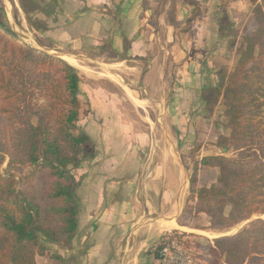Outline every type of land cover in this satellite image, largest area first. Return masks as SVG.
Segmentation results:
<instances>
[{"label":"trees","instance_id":"1","mask_svg":"<svg viewBox=\"0 0 264 264\" xmlns=\"http://www.w3.org/2000/svg\"><path fill=\"white\" fill-rule=\"evenodd\" d=\"M241 1L251 6L254 28L242 35L233 67L202 93L207 104L210 92L214 106L226 105L227 134L215 147L229 155L194 161L183 214L205 215L207 225L192 228L216 232L256 218L213 239L209 264H264V0ZM80 83L76 67L19 44L0 15V264H37L47 253L51 264H65L46 244L69 248L75 239L80 180L72 171L96 156L91 139L74 133L84 113ZM201 168L217 170L215 183L198 186ZM39 177L45 181L35 193L31 183Z\"/></svg>","mask_w":264,"mask_h":264},{"label":"rangeland","instance_id":"2","mask_svg":"<svg viewBox=\"0 0 264 264\" xmlns=\"http://www.w3.org/2000/svg\"><path fill=\"white\" fill-rule=\"evenodd\" d=\"M225 1L24 0L23 6L27 11L25 13L20 6L19 0H0V15L8 27L16 34L19 44L29 46L58 59H61V56H74L73 58L77 60L78 66L76 67L81 77L79 99L82 103V113H84L77 123L74 133H84L94 143L95 158L98 159L96 169L102 171L104 162L110 156H114L115 153L112 150L113 148L107 150L104 146L106 136L109 135L111 137L110 134L106 135L104 132L106 125L107 131H111V126H114V122L121 121L122 119L128 125H134L136 124L134 120H138L141 124L145 125L146 123L148 127H151L152 131L149 134H145V144L138 145L134 151L133 149L129 150L130 147L123 144L121 147L122 153H126L129 157L133 153V157L148 162L151 164V167L155 165L153 168L167 161L168 167L164 174L167 176L169 190H178V194L176 195V192H174L173 197L169 199L168 207L163 210V214H160V209L158 211L155 207V215L145 219L144 228L152 224L155 220H159V225H162L166 219H175L177 216H179V223L185 225V227L189 226L188 229L195 226L203 227L208 223L204 215H200L195 219H188L183 214V207L187 204L188 179L192 173L194 161H198L201 157L208 155H229L227 152L215 147L217 137L227 134V130L224 127L227 114L226 105L220 103L214 106V95L210 92L206 95H211L209 100L213 101V103L207 104L202 101V93L203 91L207 92L210 88L219 84L222 69L233 67L238 52L242 47V35L254 28L253 16L250 13L246 11L241 12L236 8H228L229 6ZM135 3H137V7H135L137 29L135 26L132 27L133 21L131 18L125 16L126 12L131 10ZM126 4L131 5V7H125L124 5ZM92 11L98 13L97 15L99 16L106 14L108 11L110 14L107 15L113 21V23H110L108 30H105L106 35H104L102 40L86 35L79 37L77 34L70 35L66 39L63 30L66 32L67 29H70L72 22L80 17V15L84 16ZM200 20H202L201 24L203 23L207 27L206 30H203L201 25H193ZM220 27L225 28L223 33L220 32ZM192 29H194V32ZM191 31L195 38L190 36ZM141 36L145 44L148 43L151 47L162 45L165 48H169L168 44H170V39L173 37L174 41L178 42L180 46H184L183 51L185 52H187V47H191L189 45L192 43L199 51L198 53H202V60H200L202 61L200 62L202 68L205 67L204 62H212L213 58H216V56L211 55V52H214L213 49H216V51H219V49L223 50V55L219 56V60H217L218 62L213 68H207L203 71L199 82L193 85L186 82L179 87L170 83L172 76L173 78L175 77L173 73L176 72V64L172 63L171 56L167 58V61L165 60V55L150 49L139 58L138 63L128 62V65H135L138 71L135 73L136 76L134 79L133 76H126L127 79L123 78V81L126 82L125 86L128 87L129 84H132L137 89V92L143 95V98L152 99V101L145 100L140 104L135 102V106L141 105V107H145L148 113H144V116H139L137 119L135 117L134 119L132 116L136 111H134L135 109L130 110L128 108L132 104L124 99L119 88V85H123V81L119 75L124 73L122 72L124 68L119 70L113 64L114 61L124 58L131 42ZM128 37H132V39L130 40ZM226 52L232 54L228 56V54H225ZM154 57L158 61H160V58H163V63L166 62L162 74L167 84L166 86L160 87V90L154 85L157 81L155 77L147 79L146 81L149 86H144V77L149 71L148 66H150V61ZM167 63L168 65H166ZM128 80H132L133 82L131 83ZM144 87H147L146 90H144ZM151 87L153 90L155 88L157 90H149ZM139 88L141 89L138 90ZM204 88L206 89L203 90ZM124 90L126 91V89ZM175 91L182 98L179 102L171 101ZM105 92L108 95L107 97L111 96L109 99L115 100V96L112 95L114 94L120 96L121 101L110 100L108 102H101L99 95ZM158 94H161V97L163 96L168 100H153L156 99ZM120 103L124 106L121 109L118 108L122 112H119L117 109ZM101 130H103L104 134ZM122 136L129 138L130 135L125 134ZM108 155L110 156L106 157ZM94 159L84 162H89V166L91 167ZM98 165L99 167L97 168ZM5 167L6 163L1 166L0 173L4 172ZM90 167L88 169L89 173L92 171ZM217 174L216 169L201 168L198 172V186H210L215 183ZM75 177L81 181L78 171L75 172ZM44 181V177H39L34 180L31 183L34 186L32 187V191L39 193L38 188H42ZM78 189L77 191L82 195V188L79 186ZM81 195L79 197H81L84 203V197ZM119 197L118 199L116 197L112 199L111 195H108L104 200L100 199V203L95 202V204H101L99 209L102 212L109 207L110 202L113 203L114 200L118 202L120 200ZM122 198L123 200H127L125 197ZM150 200L151 206H156L152 201L154 199ZM136 205L140 216H143L142 208H144V205H139V203ZM117 215L116 217L118 219L120 216ZM91 216L95 218L99 216L100 219L104 218V214L102 215V213L98 215L92 214ZM255 218L254 216L249 221L238 224L232 229L220 233L212 231L213 233L211 234L214 237H208L202 233H178L182 235L195 264H209L213 259L210 252L211 244L209 242L215 239V237L226 234L233 235L239 232ZM261 218L264 219V216ZM138 221L139 225L141 223L143 224L142 220ZM121 224L122 222L116 223L109 230L107 229L105 232H102V235L104 233V235L107 234L108 238L115 239L108 247V255H112L111 258L109 257L111 261L105 262V264H123L126 258L124 254L137 257V255L153 249V247L147 246L134 247L132 239L129 238L134 228L129 226V229L126 231V228H123ZM105 225L109 226L110 224L106 223ZM85 228L89 238L95 239L96 237H100L99 231H92V228H89L88 224ZM192 229L196 230L194 228ZM168 232L173 233V230L169 229V231L167 230L164 233ZM141 235L138 234V241L141 239ZM71 245L69 248L55 245L56 248L49 249L65 262L68 257L65 250H69ZM39 257H43L46 260V264L52 263L50 253L44 256H37L36 259Z\"/></svg>","mask_w":264,"mask_h":264},{"label":"crops","instance_id":"3","mask_svg":"<svg viewBox=\"0 0 264 264\" xmlns=\"http://www.w3.org/2000/svg\"><path fill=\"white\" fill-rule=\"evenodd\" d=\"M225 2L229 6L228 8H236L241 12L246 11L252 15L251 6H249L244 1L226 0ZM124 6L127 8L131 7V5L128 4ZM135 7H137V3L133 5V8L131 10H128L126 12L125 16H129V18H131V20L133 21L132 27L135 26V28L137 29ZM97 14L98 13H94V11H92L91 13L86 14L84 16L80 15V17H78L74 22H72V24L70 25V29H67L66 32L65 30H63L64 37L67 39L70 37V35L73 36L77 34V36L79 37H83V35H86L88 37H95L96 39L102 40L104 35H106L105 30H108L110 23H113V21L111 17L107 15L110 14L108 13V11L106 12V14H102L100 16ZM60 18L63 19L62 16H60ZM201 21L202 20L197 22L195 21L196 23H194L193 25H201L203 30H206L207 27L205 26V24H201ZM192 31L194 32V29H192ZM193 32L190 33V36L192 37H194ZM128 39L131 40L132 37H128ZM133 39H135V37H133ZM149 46L150 45H148V43L145 44L141 36L131 42L124 58L114 61L113 65L115 66V68H119V70H121V68H124V70H122V72L124 73H122V75H119L122 81L123 78H126V76H133L134 79L136 76L135 73L138 71V68L135 65H128V62L138 63L139 58H141L150 49H153L159 52L160 54L165 55V60L167 61V58L171 56V60L173 61L172 63L176 64L175 69L178 73L177 75L176 72L173 73L175 77L173 78L172 76V79H170V83L178 87L186 82L192 85L196 82H199L200 76L203 71L207 68H213L215 64H217L219 56L223 55V50H220L218 46H216L219 51L213 49L214 52H211V55L216 56V58H213L212 62H204L205 67L202 68L200 63L202 62L200 61L202 60V53H198L199 51L192 43H190L189 45L191 47H187V52L183 51L184 46H180L178 42L174 41L173 37L170 39V44H168L169 48H165L162 45L158 47ZM152 53L154 52L152 51ZM225 54H228L229 56L232 53L226 52ZM165 63L166 62L163 63V58H160V61H158L156 57L152 58V60L150 61V66H148L149 71L144 77V86L148 85L146 81L147 79H152L154 77L157 79V81L155 82L156 84L154 85L157 86L156 88H158V90H160V87L166 86L167 82H165L164 76L162 74V71L165 68ZM166 65H168V63ZM128 81H130L131 83L133 82L132 80ZM133 84L135 85V83ZM125 85L126 82L123 81V85H119V88L123 94L124 99L127 100V102H129L130 104H132L129 105L128 108H130V110L135 109L134 111H136V113L132 111L134 113L132 118L135 119L136 117L137 119V117L139 116H144V113H148V110H145V107L142 108L141 105L135 106L134 104L135 102H137L138 104L139 102L143 103L146 97L143 98V95L137 92V89L133 87L132 84H129L128 86L131 89ZM146 88L147 87H144V90H146ZM156 88L153 90L151 87L149 90L156 91ZM124 89H126V91ZM140 89L141 88H139L138 90ZM112 95L115 96V100L109 99L111 96L107 97L108 95L106 94V92L104 94H100V101H121L120 96L114 94ZM181 99L182 98L180 97L179 93L175 91L171 98V101L179 102ZM147 100L152 101V99H146V101ZM153 100L162 101L168 99L163 96L161 97V94H158L156 99ZM122 107L124 106L122 105V103H120L119 106H117V109H121ZM119 109L118 111L122 112ZM123 121L125 120L121 119V121H115L114 126H111V131H107V125L104 127L105 134H110L112 137L111 139L109 135L106 136L104 146L107 150L113 148L112 150L115 151V153L114 156H106L110 157L107 158V160L102 165L103 170L100 171V169L98 170L95 168L96 164H98L96 163L98 162V159L95 158L94 163H91V167L89 166V162H84L72 172L74 177L75 172H79V176L81 177L80 187L82 188V195L77 191L76 194L78 199L79 210L78 230L75 239L72 241L71 248L69 250H65L68 254L65 264H105V262L111 261L110 258L112 255H108V247L109 244H112V242L115 241V239H112L111 237L108 238L107 234L104 235V233L102 235V232H105V230L107 229L109 230L116 223L122 222L121 225L123 226V228H126V231L129 229V226L134 228L132 229L129 236V238L132 239L134 247L147 246L154 248L160 242L164 235L171 233H164L167 230L163 229L161 224L159 225V220H155L152 224H149L147 227L144 228L145 219H148L155 215V207L156 209H158V211L160 209V214H163V210L168 207L169 199L173 197L174 192H176V195L178 194V190H169L167 176L166 174H164L168 167V162L166 161L165 163H160L156 165V168H153L155 165L151 167V164H149L148 162L141 161L140 159H137V157H133V153L130 155V157L127 156L126 153H122L121 147L123 144L129 146V150L133 149L134 151L138 147V145L140 146L146 143L145 134H149V132L152 131L151 127H148L146 123L145 125L141 124L138 120H134L136 121V124L134 125H128L126 124V122ZM97 130L99 131V129ZM101 132L103 133V130H101ZM125 134H129V138L122 136ZM89 167L92 169L90 173L88 171ZM98 167L99 165L97 166V168ZM79 195L84 197V203L81 197H79ZM108 195H111L112 199L114 197L118 199V197L120 196V200L118 202H115V200L113 203L110 202V205H108L109 207L101 212V210L99 209V206L101 204H95V202L100 203V199L104 200L105 197ZM122 197L127 198V200H123ZM150 199H154L152 201L155 203L156 206H151ZM137 203L142 206L144 205V208H142L143 216H140L139 210H137ZM101 213L102 215L104 214V218L102 219H100L99 216H97L96 218L91 216L92 214L98 215ZM116 215L120 217L117 219ZM138 220H142L143 224L141 223L139 225ZM174 221L175 223H177V225L180 226V228L186 230L171 229L173 230V232H192L195 234H201L202 232L200 230H193L191 227L188 229L189 226H182V224L179 223V216L175 217ZM106 223L110 225L106 226ZM87 224L89 228H92V231H99V238L96 237L95 239H93L87 236V231L85 228ZM206 232L213 233L211 230H208ZM138 234H142V237L139 241L137 240ZM209 244H211L210 248H213L212 240L209 242ZM47 246L51 249L56 248L55 245L49 243H47ZM124 257L126 258L123 264L155 263V255L153 254V249L149 254L143 253L137 255V257L131 255L127 256L126 254H124ZM45 262L46 260H44L43 257H39L36 259L37 264H46Z\"/></svg>","mask_w":264,"mask_h":264},{"label":"built area","instance_id":"4","mask_svg":"<svg viewBox=\"0 0 264 264\" xmlns=\"http://www.w3.org/2000/svg\"><path fill=\"white\" fill-rule=\"evenodd\" d=\"M154 264H195L182 236L166 234L158 248L154 249Z\"/></svg>","mask_w":264,"mask_h":264},{"label":"bare ground","instance_id":"5","mask_svg":"<svg viewBox=\"0 0 264 264\" xmlns=\"http://www.w3.org/2000/svg\"><path fill=\"white\" fill-rule=\"evenodd\" d=\"M8 3V2H7ZM10 3V2H9ZM11 6V5H10ZM6 7V6H5ZM7 11V10H6ZM19 14H20V12H19ZM20 16V15H19ZM10 16H9V13H8V18H9ZM12 20V19H11ZM20 21H22V20H20ZM24 28V27H23ZM31 39V38H30ZM35 47H36V45H35ZM42 50V49H41ZM64 55V54H63ZM60 57V56H59ZM74 57V56H73ZM73 57H70V56H61V58L64 60V61H66L67 63H69L70 65H72L73 67H76V66H78L77 65V60H75V58H73ZM81 64H83V63H81ZM87 67V66H86ZM111 67V66H110ZM77 68V67H76ZM85 68V67H84ZM106 69V68H105ZM109 69V68H108ZM107 71H109V70H107ZM99 73V72H98ZM110 74V73H109ZM107 75V74H106ZM103 77V76H102ZM108 77V76H107ZM134 99V98H133ZM146 100V99H145ZM144 100V101H145ZM134 101V100H133ZM141 101V100H140ZM139 104H140V102H139ZM138 105V104H137ZM145 105V104H144ZM143 108V107H142ZM149 109V108H148ZM146 110V109H145ZM173 213V212H172ZM160 222V221H159ZM156 226V225H155ZM240 226V225H239ZM156 228V227H155ZM162 228L163 229H166V230H168L169 231V229H182V230H186V229H183V228H180V226L179 225H177V223H175V221H174V219H166L165 221H164V223L162 224ZM161 228V229H162ZM237 228V227H236ZM200 233V232H199ZM203 235H205V236H208V237H214L212 234H211V232L210 233H208V232H201ZM220 233V232H219ZM231 234H233V233H231ZM216 236V235H215Z\"/></svg>","mask_w":264,"mask_h":264},{"label":"water","instance_id":"6","mask_svg":"<svg viewBox=\"0 0 264 264\" xmlns=\"http://www.w3.org/2000/svg\"><path fill=\"white\" fill-rule=\"evenodd\" d=\"M62 59V58H61ZM63 60V59H62ZM227 235V234H226ZM222 236V235H221Z\"/></svg>","mask_w":264,"mask_h":264}]
</instances>
